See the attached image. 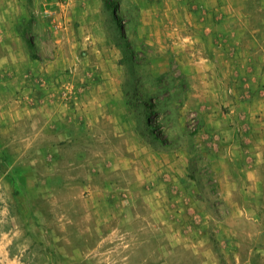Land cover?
I'll return each mask as SVG.
<instances>
[{
    "label": "rangeland",
    "instance_id": "374dc122",
    "mask_svg": "<svg viewBox=\"0 0 264 264\" xmlns=\"http://www.w3.org/2000/svg\"><path fill=\"white\" fill-rule=\"evenodd\" d=\"M103 1L0 0V264H264V0Z\"/></svg>",
    "mask_w": 264,
    "mask_h": 264
},
{
    "label": "crops",
    "instance_id": "0c3cea01",
    "mask_svg": "<svg viewBox=\"0 0 264 264\" xmlns=\"http://www.w3.org/2000/svg\"><path fill=\"white\" fill-rule=\"evenodd\" d=\"M73 2L74 3L78 2L80 4V6H81V12L84 14V17L86 19H90V16H92V13H96L99 18H103L102 17L103 14L106 13V9H105V5H104V1L103 0H79V1L78 0H69V3L70 4H72ZM90 6L95 7V9L92 10L90 8ZM66 9H67L66 12H68L69 9H70V7H67L66 6ZM106 42L108 43V41H106ZM94 74H93V77L92 78L96 79V77H98L99 75H96V74L94 75ZM263 195H264V193H263Z\"/></svg>",
    "mask_w": 264,
    "mask_h": 264
}]
</instances>
